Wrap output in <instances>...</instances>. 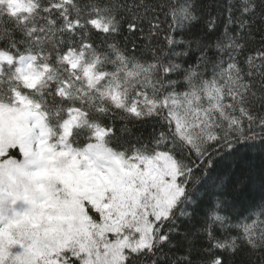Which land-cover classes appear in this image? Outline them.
Returning a JSON list of instances; mask_svg holds the SVG:
<instances>
[{"label":"snow or ice","instance_id":"snow-or-ice-1","mask_svg":"<svg viewBox=\"0 0 264 264\" xmlns=\"http://www.w3.org/2000/svg\"><path fill=\"white\" fill-rule=\"evenodd\" d=\"M0 264H264V0H0Z\"/></svg>","mask_w":264,"mask_h":264}]
</instances>
